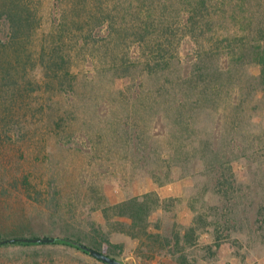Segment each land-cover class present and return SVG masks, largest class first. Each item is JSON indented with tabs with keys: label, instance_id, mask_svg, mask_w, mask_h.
I'll return each mask as SVG.
<instances>
[{
	"label": "rangeland",
	"instance_id": "374dc122",
	"mask_svg": "<svg viewBox=\"0 0 264 264\" xmlns=\"http://www.w3.org/2000/svg\"><path fill=\"white\" fill-rule=\"evenodd\" d=\"M19 1L14 30L0 13V230L80 231L85 244L129 264H264V154L245 153L252 139L227 137L230 127L247 135L244 124H223L192 93L183 105L175 99V65L192 69L197 44L207 40L177 31L188 10L175 0H130L141 17H129L118 35L110 17L95 18L97 7L105 15L115 0ZM110 13L115 29L124 28ZM65 14L78 24L63 31ZM150 14L154 24L141 36L137 27ZM122 61L133 66L131 90L111 70ZM246 63L232 84L245 89L251 110L260 104L262 127L264 102L250 95L260 70ZM210 141L234 152L215 160ZM222 164L231 168L226 186L217 179ZM137 197L150 209L140 224L105 213ZM0 264L104 263L51 244L2 248Z\"/></svg>",
	"mask_w": 264,
	"mask_h": 264
},
{
	"label": "trees",
	"instance_id": "16d2710c",
	"mask_svg": "<svg viewBox=\"0 0 264 264\" xmlns=\"http://www.w3.org/2000/svg\"><path fill=\"white\" fill-rule=\"evenodd\" d=\"M88 2L89 0H83ZM99 1V0H97ZM20 1L17 0H0V13L4 12L7 15L9 22V28L11 27L14 30L17 26L16 18L18 16ZM104 1H102L103 3ZM111 2V1H110ZM21 3V2H20ZM23 3V2H22ZM176 4H179L182 7H185L188 10V14H181L178 30H191L193 32H198L207 36V40L204 43L197 44L198 51L200 53V59L194 63L192 69L183 72V68L178 65H175V99H180L178 105H183V101L186 96L192 93L193 96H190L192 102L198 106H206L209 112H214L216 116L223 115L225 118L222 120L227 126L232 121L231 124L235 123L245 125V130L249 131L247 135L242 133L241 137L237 135L233 128L230 127V130L226 129L227 137L233 140H247L252 139L254 146L250 149H246L245 153L247 155H256L263 153L264 154V124L259 126L257 115L260 110V107L256 103V108L251 110L250 102L248 100L247 94L245 93L244 88L235 89L233 87L232 79H235L237 76V70L243 67L245 61L248 63H254L259 67L260 74L257 77L259 86L258 89L254 90L255 93L250 92V95L259 102H264V0H175ZM108 4V3H106ZM130 4V0H115L110 4V11L105 15H101V12H104V9L97 7V23L102 21L104 18H111L110 27L114 30H118V35L120 32L126 30L128 25L129 17H141V12L132 13L134 5ZM26 6L25 4H23ZM170 3H168V6ZM97 6V4H96ZM166 5V8H168ZM83 10H87V7H83ZM115 12V16L124 19L127 23H124V28L115 29V22L118 21L117 17H113L110 12ZM28 12V9L22 10V15ZM107 12V11H106ZM91 14H95L91 12ZM165 14V13H164ZM68 14H65V24L63 25V31L69 27L71 22L73 26H76L77 18H70ZM149 18H152L151 14L147 15L146 18L141 19L143 22L141 26H138V34L143 36L148 26L153 25ZM74 20V21H73ZM104 22V21H103ZM99 25V24H98ZM142 29L144 33L142 34ZM0 31H1V21H0ZM61 31L60 34L63 32ZM1 33V32H0ZM0 41H2L0 37ZM198 43V41H197ZM248 63H246L248 65ZM133 66L126 63V61L117 62L111 70L115 78H120L119 80L122 84H126L127 88L131 90L130 75L132 74ZM66 75L72 74L70 68L66 67ZM129 75V77H128ZM254 77H250L253 80ZM249 79V80H250ZM138 81V79H137ZM139 82L138 85H142ZM250 86L253 83L249 82ZM164 81H160V86L163 87ZM122 87V86H121ZM239 95L240 100H236L234 96ZM260 95V96H259ZM208 104V105H207ZM221 112V113H220ZM213 122H216L214 119ZM264 123V122H263ZM226 125L223 128H226ZM261 125V123H260ZM193 127L190 123V128ZM189 128V127H188ZM187 128V129H188ZM200 128V127H197ZM258 128L257 132L256 129ZM213 137V134H211ZM210 139V136L208 137ZM251 143V146L253 145ZM201 145L202 148H206ZM209 150L207 154L213 158L219 159L222 158V154L225 156H231V152H234V149H231V146L220 148V144L216 141L209 143ZM245 147H243L244 149ZM241 148L236 149V154L240 153ZM249 155V156H250ZM225 164L220 165V170L217 179H226V182L223 185H227L229 179L225 178L226 173L224 170H230L231 168H224ZM229 193V192H225ZM150 197V196H149ZM115 210L118 212V215L123 219H132L133 223L140 224L145 220L150 212V209L147 205L146 200L143 202L141 197L132 198L124 202L115 204L111 207H106L105 213L109 210ZM264 216V213H263ZM52 218H57L54 216ZM64 221L63 217L61 218ZM264 220V217H263ZM71 221L65 219V223H70ZM53 224H56L55 220H52ZM94 224V223H93ZM28 227L29 233L32 232ZM28 229H23L22 227H16L14 230L2 231L0 230V241L13 239L12 242H6L0 245V250L9 249L17 247L19 248H30L31 246L36 245H51L47 243L34 244L32 242H25L23 238H35L36 234H23L24 231ZM82 232L78 231L76 233H70L67 231L66 235L72 238H75L83 242L81 235ZM78 235V237H77ZM80 236V237H79ZM84 243V242H83ZM53 245H62V244H53ZM67 248L77 249L76 247L70 245H63ZM91 247L108 254L102 248H99L95 244H90ZM83 254L92 257L86 252L81 251ZM104 264H107L95 257H92Z\"/></svg>",
	"mask_w": 264,
	"mask_h": 264
},
{
	"label": "water",
	"instance_id": "95a60500",
	"mask_svg": "<svg viewBox=\"0 0 264 264\" xmlns=\"http://www.w3.org/2000/svg\"><path fill=\"white\" fill-rule=\"evenodd\" d=\"M25 242H32L34 244H40V243H49V244H62V245H70L73 247H76L77 249L86 252L87 254L91 255L92 257H95L107 264H129L127 262H124L122 260H119L115 258L114 256H111L109 254L103 253L77 239L70 238V237H49V236H43V237H35V238H23L22 239ZM13 239H7V240H1L0 245L6 242H12Z\"/></svg>",
	"mask_w": 264,
	"mask_h": 264
}]
</instances>
